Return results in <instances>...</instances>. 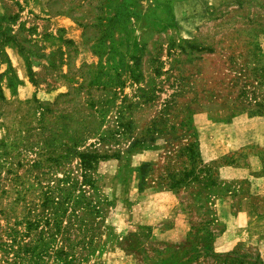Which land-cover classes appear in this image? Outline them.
<instances>
[{
  "label": "rangeland",
  "instance_id": "rangeland-1",
  "mask_svg": "<svg viewBox=\"0 0 264 264\" xmlns=\"http://www.w3.org/2000/svg\"><path fill=\"white\" fill-rule=\"evenodd\" d=\"M27 222L42 264H264V0H0V243Z\"/></svg>",
  "mask_w": 264,
  "mask_h": 264
},
{
  "label": "trees",
  "instance_id": "trees-1",
  "mask_svg": "<svg viewBox=\"0 0 264 264\" xmlns=\"http://www.w3.org/2000/svg\"><path fill=\"white\" fill-rule=\"evenodd\" d=\"M259 107L260 109H262V105H259ZM257 113H261V110ZM188 148L189 149H187V151L189 152V161H191V169L183 173H176L172 170L171 165L165 166V168H163L164 174L162 177V181L164 182L160 184L165 185L163 186L165 189H179L181 185H185L186 181L190 177L194 179L198 177L196 175V164L199 159V156L195 152V146L189 145ZM107 158L108 156H99L97 153H83L80 155L81 166L83 170H88L92 168L93 165L97 164L100 159ZM158 168V171L161 172L162 169L160 167ZM155 169L156 168L152 164H145L141 166V168L139 169L141 176V182L139 184V187L142 188L143 186H145L146 178L150 177L151 173L154 172ZM199 172L202 173L203 170H199ZM84 178L86 179L87 175H85ZM26 225V234H19V232L17 231H12L8 234L9 242L0 243V253L6 259L3 261L5 264H25L27 261L31 262L32 264H42L41 260H43V258L48 255V253H46L47 251H45L47 249L44 248V250L39 251V253H36V246H31L29 242L26 243L25 239L28 238L29 234L33 231L35 232V236L39 237V241H42L44 235L48 234L49 240L55 242V239H57L58 236H61L62 232L64 231L62 229L60 211H58L52 216V220L46 219L45 223H43V225L48 228L46 234L42 230L40 222H27ZM55 255L57 256V259L60 262L64 264H73L67 261L69 255L63 253V251H55ZM28 256L30 257L29 259Z\"/></svg>",
  "mask_w": 264,
  "mask_h": 264
}]
</instances>
